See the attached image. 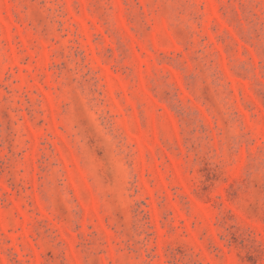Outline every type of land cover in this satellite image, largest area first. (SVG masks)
<instances>
[{"label": "rangeland", "instance_id": "1", "mask_svg": "<svg viewBox=\"0 0 264 264\" xmlns=\"http://www.w3.org/2000/svg\"><path fill=\"white\" fill-rule=\"evenodd\" d=\"M0 264H264V0H0Z\"/></svg>", "mask_w": 264, "mask_h": 264}]
</instances>
